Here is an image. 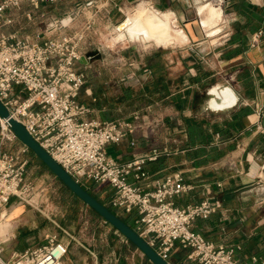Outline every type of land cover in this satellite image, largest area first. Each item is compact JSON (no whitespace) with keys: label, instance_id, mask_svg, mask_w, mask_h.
Returning a JSON list of instances; mask_svg holds the SVG:
<instances>
[{"label":"crops","instance_id":"crops-1","mask_svg":"<svg viewBox=\"0 0 264 264\" xmlns=\"http://www.w3.org/2000/svg\"><path fill=\"white\" fill-rule=\"evenodd\" d=\"M89 1L61 0L53 5L78 7ZM108 1L98 0L102 3L99 6L106 7ZM134 1L138 0H110L115 7ZM139 1L140 6L173 13L177 28L180 23L193 31L196 25L195 20H189L191 16L201 17L199 8L203 4L214 5L207 3L209 0ZM219 6L214 5L224 17L222 29L217 36L206 35L207 39L218 37L215 44L210 45L205 36H195L194 41L190 32L182 29L189 37V50L182 53L165 48L146 55L141 62L143 70L132 71L137 75L135 79L133 74L123 76L108 90L87 82L82 94L87 93L89 102L82 103L91 108L89 118L100 121L128 119L140 112L144 134L136 136L138 145H131L135 137L130 136L108 146L107 154L124 164L145 156L154 144L169 147L171 156L144 166L151 176L149 180L137 182L131 176L130 182L148 191L156 180L181 173L194 189L175 197L176 206L184 208L206 199L222 203V209L208 219H197L193 230L217 245L234 249L236 259L248 264L256 259L260 264L264 262V115H259L258 109H264V0H227ZM5 32H16V27L6 28ZM179 54H185L187 61L182 63ZM85 63L90 64L83 59ZM130 80L138 86L124 83L130 85ZM215 88L222 94L218 99L222 103L212 107ZM227 91L230 99L224 96ZM27 157L30 178H50L49 169H41L47 167L34 154L29 152ZM83 187L136 229L138 211L126 214L111 207L115 194L111 186L86 182ZM51 190V201L46 194L42 209L17 197L11 199L0 228L5 260L42 248L56 236L69 244L64 264H153L71 191L65 193L58 179ZM189 252L177 245L168 262L185 264Z\"/></svg>","mask_w":264,"mask_h":264},{"label":"built area","instance_id":"built-area-1","mask_svg":"<svg viewBox=\"0 0 264 264\" xmlns=\"http://www.w3.org/2000/svg\"><path fill=\"white\" fill-rule=\"evenodd\" d=\"M60 1H0V101L10 116L25 126L76 182L82 186L86 182L109 185L115 191L111 207L126 214L137 210L135 231L166 261L180 245L190 251L185 264H248L236 259L234 249L217 245L193 230L197 219H208L222 209V203L206 199L184 208L176 206L175 197L194 189L181 173L156 180L148 191L130 182L131 176L137 182L149 180L151 176L143 170L144 166L171 156L173 151L169 147L154 144L145 156L124 164L107 154L108 146L130 136L135 137L131 145H138L136 136L144 134L143 115L137 111L128 119L89 118L91 108L80 102L90 65L82 64L87 54L86 35L84 29L73 31L70 24L75 18L50 24L48 30L55 35L42 41L20 37L17 31L5 32L6 28L20 24L17 13L25 5L38 9ZM216 2L224 6L227 0ZM98 4V0H91L79 7L99 13L105 6ZM27 18L31 20V15ZM93 25L89 23L86 31ZM258 111L264 115V109ZM29 152V147L12 130L9 119L0 115V228L13 197L38 209L46 200V188H37L28 176ZM68 249V243L54 236L46 246L7 261L0 242V264H64ZM253 264L259 263L254 259Z\"/></svg>","mask_w":264,"mask_h":264},{"label":"rangeland","instance_id":"rangeland-1","mask_svg":"<svg viewBox=\"0 0 264 264\" xmlns=\"http://www.w3.org/2000/svg\"><path fill=\"white\" fill-rule=\"evenodd\" d=\"M142 1H134L131 3L119 4L118 6H114L108 1V4L105 8L101 9L99 13H97L95 10H84L81 7H77L76 5H65V6H55V5H46L41 6L40 8L36 9L32 6L25 5L22 10L17 13L18 19L20 20V24L16 25V31L19 32L18 36L20 37H27L30 36L32 39L34 38L35 41H42L44 39H47L49 37H53L55 34L48 30V27L50 24L59 22L62 20H68L70 18H75L74 21L70 24L72 27H74V32H81L84 29L85 35H86V44L85 49L88 52L94 51L96 49H100L103 52L104 58L102 61H94L90 62V67L86 70L87 73V82L88 84H91L93 87L104 89L108 86L113 87L118 82V80H121L124 77L132 76V71H136L137 69H140L139 71L143 70V64L141 63L144 61V57L146 55H153L155 51H163L166 49H177L182 50V53L189 50L188 48L191 46L189 37L187 34L183 31H189L192 39L195 41L196 37L200 38L202 36H205V40L208 41V43L215 44L218 37L207 39L206 35L210 34L208 29L205 27L204 24H202V18L196 17V15L191 16V19L189 20H195L196 29L193 31L190 26H188L189 30H186L184 28V24L178 23L176 27V20L175 15L172 13V19L170 23V29L173 30L175 35L178 36L177 44L174 47H169V45H157L153 40L145 39L143 36L132 39L130 36H121L125 33V30L128 29L131 25H133L134 16L136 12L140 10L147 9L148 11H157L145 6L138 5ZM212 2L214 5L219 6L221 3H217L216 0H209L207 3ZM106 3V1H103V4ZM102 3H99L98 5H101ZM149 5L153 6L151 3ZM55 6V7H52ZM81 6V5H80ZM206 5H201V7H204ZM154 7V6H153ZM220 7V6H219ZM113 8V12L112 9ZM199 8V10H200ZM160 12V11H158ZM166 13V12H161ZM31 15V20H28L27 15ZM193 18V19H192ZM197 18V19H196ZM205 20V19H204ZM224 21V17L221 14V20L216 26L218 28V31L222 29V22ZM189 22V21H188ZM89 23H94L91 30L86 31V27ZM180 26V27H179ZM204 30H203V29ZM183 29V30H182ZM205 31V33L203 32ZM183 45L182 43H187ZM156 44V45H154ZM208 44V45H209ZM160 47V48H159ZM169 47V48H167ZM207 47L204 46L202 48ZM179 59L183 63L187 58V56H183L185 54H179ZM142 56V58H140ZM125 59L130 58L132 61L127 62ZM128 63V64H127ZM134 64V66L130 64ZM193 64V63H190ZM138 71V70H137ZM115 76L116 78L111 79L108 77ZM134 76H137L136 74H133ZM117 79V80H116ZM113 81V82H112ZM122 82V81H121ZM124 83L127 84V86L130 87H137L136 81L130 80V85H128V81H125ZM86 84V85H88ZM115 89V88H113ZM216 89V88H215ZM214 90V89H213ZM213 93V91H212ZM215 96V99L218 95L213 94ZM80 102H89V97L87 93H81L80 95ZM32 153V152H31ZM33 154V153H32ZM41 169L48 170V168H45L44 166H41ZM46 170V171H47ZM47 174L50 176L49 179L41 177L40 175L38 177H31L35 183L36 187H43L48 188L46 191V194L49 197V200L51 201V186L53 183H56L58 178H55L53 176V173L48 170ZM59 181V179H58ZM65 193H68V191L64 188ZM49 201V202H50Z\"/></svg>","mask_w":264,"mask_h":264},{"label":"water","instance_id":"water-1","mask_svg":"<svg viewBox=\"0 0 264 264\" xmlns=\"http://www.w3.org/2000/svg\"><path fill=\"white\" fill-rule=\"evenodd\" d=\"M89 62L102 61L104 55L100 49H96L86 54ZM0 115L9 119L12 130L22 143L61 181L77 198L89 206L115 229H117L126 239L136 246L153 264H170L163 259L130 225L123 221L111 209L99 202L80 183L76 182L40 145L27 131L25 126L13 119L8 110L0 101Z\"/></svg>","mask_w":264,"mask_h":264},{"label":"bare ground","instance_id":"bare-ground-1","mask_svg":"<svg viewBox=\"0 0 264 264\" xmlns=\"http://www.w3.org/2000/svg\"><path fill=\"white\" fill-rule=\"evenodd\" d=\"M200 15L203 16L202 24L208 29L209 36H217L218 28L216 27L221 20V11L209 4L200 8ZM134 23L125 33L121 36H130L132 39H137L143 36L145 39L153 40L157 45H170L177 42L178 36H176L173 30L170 29V23L172 19V13H161L158 11H148L147 9L136 12L134 16ZM205 19V20H204ZM224 92V96H228ZM213 94L218 95L216 99L211 102L212 107L219 106L222 94L216 88L213 90Z\"/></svg>","mask_w":264,"mask_h":264},{"label":"trees","instance_id":"trees-1","mask_svg":"<svg viewBox=\"0 0 264 264\" xmlns=\"http://www.w3.org/2000/svg\"><path fill=\"white\" fill-rule=\"evenodd\" d=\"M82 93V92H81ZM132 106V105H131ZM61 182V181H60ZM62 183V182H61ZM63 184V183H62ZM64 185V184H63ZM64 188L68 191V192H70V190L64 185ZM76 197V196H75Z\"/></svg>","mask_w":264,"mask_h":264}]
</instances>
